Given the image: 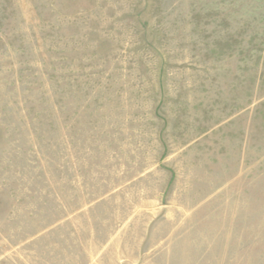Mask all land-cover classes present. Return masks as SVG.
Masks as SVG:
<instances>
[{
	"label": "rangeland",
	"instance_id": "1",
	"mask_svg": "<svg viewBox=\"0 0 264 264\" xmlns=\"http://www.w3.org/2000/svg\"><path fill=\"white\" fill-rule=\"evenodd\" d=\"M0 264H264V0H0Z\"/></svg>",
	"mask_w": 264,
	"mask_h": 264
}]
</instances>
